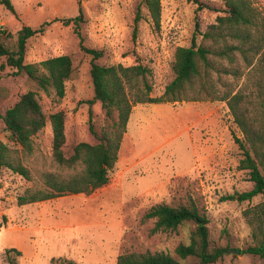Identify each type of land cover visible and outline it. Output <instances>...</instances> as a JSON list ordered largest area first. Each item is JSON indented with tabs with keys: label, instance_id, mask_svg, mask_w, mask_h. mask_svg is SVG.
Here are the masks:
<instances>
[{
	"label": "rangeland",
	"instance_id": "obj_1",
	"mask_svg": "<svg viewBox=\"0 0 264 264\" xmlns=\"http://www.w3.org/2000/svg\"><path fill=\"white\" fill-rule=\"evenodd\" d=\"M10 1L15 13L0 3V36L9 48L16 50L17 31L22 25L37 28L50 21L42 33L27 39L24 62L60 54L72 60L73 75L65 82L62 99L56 102L52 93L37 91L45 113H65V154L80 141L97 142L88 129L90 116L95 130L106 124L100 102H88L94 94L89 73L93 59L80 47V40L83 46L102 52L94 60L99 64L147 65L151 95L159 96L173 77L175 48L188 46L196 24L203 30L223 9L220 0H202V8L187 0H160V26L156 28L142 0H82L83 21L75 30L72 21L62 19L78 14V0ZM251 2L264 14V0ZM14 71L5 66L1 72L2 112L34 88L25 73ZM253 80L250 75L239 83L250 93L256 89ZM258 110L251 107L252 113ZM232 134L242 138L225 101L136 103L121 138L118 165L109 172L106 185L89 195L65 194L18 205L17 196L25 189L43 187L44 172L62 176L73 172L53 160L47 122L33 137L32 154L23 158L32 179L7 168L0 171V264H50L57 257L75 264H115L121 253L157 251L191 263L196 261L194 256L180 258L175 248L189 242L193 221L175 230L151 233L154 220L143 219L154 204L189 201L208 220L210 244L228 248L213 264H264V259L241 252L256 243L244 211L263 201L264 192L250 200L230 197L252 187L248 171L238 168L242 151ZM0 139L15 147L1 122ZM261 170L264 173V166ZM8 248L22 253L6 252ZM231 248L240 249V253L230 252Z\"/></svg>",
	"mask_w": 264,
	"mask_h": 264
},
{
	"label": "trees",
	"instance_id": "obj_2",
	"mask_svg": "<svg viewBox=\"0 0 264 264\" xmlns=\"http://www.w3.org/2000/svg\"><path fill=\"white\" fill-rule=\"evenodd\" d=\"M81 1L78 0V14L62 19L73 22L75 30L83 21ZM202 8V0H187ZM223 5L221 14L215 17L202 30L196 24L188 46H177L173 53L172 79L166 83L159 96H152L149 81L150 68L142 63L130 65L99 64L95 62L102 52L94 48L80 47L92 56L90 77L93 98L99 101L106 124L95 130L91 116L88 129L97 139L90 143H76L71 153L65 154V113L56 110L49 114L42 109L37 91L52 93L57 102L65 94V82L73 75L72 60L67 54H60L39 62L25 63L27 39L44 31L43 22L37 28L22 25L17 31L16 50L9 48L0 36V79L5 66L15 69V74L25 73L33 89L22 93L4 112L0 109V122L9 132V139L15 147H10L0 139V171L3 168L32 179V174L23 163V158L32 154L33 137L50 123L52 140L51 154L60 168L73 172L62 176L46 171L42 174L43 187L27 188L17 196V204L40 202L65 194L89 195L109 181V172L117 160L121 138L136 103H160L176 101H225L233 120L242 133V138L232 134L242 151L238 168L247 170L252 187L242 192H234L231 198L239 201L250 200L264 192V14L251 0H220ZM156 28L160 26V0H142ZM8 10L15 13L10 0H0ZM217 11H220L217 9ZM139 13L134 18V29ZM78 35V31H75ZM252 75L255 91L247 93L240 80ZM232 76V79L226 78ZM217 85H221L218 87ZM254 97V99H253ZM251 107L258 108L252 113ZM247 222L252 228L256 243L241 250L264 259V200L244 211ZM143 219H153L151 233L175 230L186 221L195 223L187 244L180 243L175 252L180 258L194 256L196 261L188 264H213L227 251L225 246L210 244L207 218L198 211L193 201L181 205L157 203L149 207ZM6 252L14 251L8 248ZM50 264H75L61 257L52 258ZM115 264H186L168 253L125 252L117 255Z\"/></svg>",
	"mask_w": 264,
	"mask_h": 264
},
{
	"label": "crops",
	"instance_id": "obj_3",
	"mask_svg": "<svg viewBox=\"0 0 264 264\" xmlns=\"http://www.w3.org/2000/svg\"><path fill=\"white\" fill-rule=\"evenodd\" d=\"M125 133V132H124ZM120 145H121V143H120ZM122 146H123V144H122ZM122 146H120L119 148H120V153H121V151L123 150L122 149ZM125 148V147H124ZM128 149V148H127ZM119 151V150H118ZM118 162H119V152H118V156H117V160H116V162H115V164H114V166L115 165H118ZM124 162L126 163V157H125V159H124ZM122 168H124L123 166H121ZM114 168V167H113ZM112 168V169H113ZM124 172L122 171V174H123ZM118 175L120 176L121 175V171L120 172H118ZM16 250H18L20 253H22V251L20 250V249H18V248H16Z\"/></svg>",
	"mask_w": 264,
	"mask_h": 264
},
{
	"label": "water",
	"instance_id": "obj_4",
	"mask_svg": "<svg viewBox=\"0 0 264 264\" xmlns=\"http://www.w3.org/2000/svg\"><path fill=\"white\" fill-rule=\"evenodd\" d=\"M230 252H233V253H236V254H239L240 253V249H234V248H231L229 249Z\"/></svg>",
	"mask_w": 264,
	"mask_h": 264
}]
</instances>
